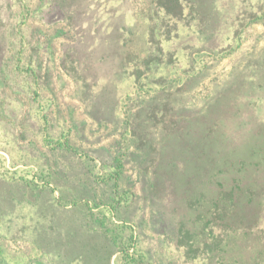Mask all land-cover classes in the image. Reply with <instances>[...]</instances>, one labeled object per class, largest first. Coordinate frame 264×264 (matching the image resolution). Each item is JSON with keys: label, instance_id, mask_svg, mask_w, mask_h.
I'll list each match as a JSON object with an SVG mask.
<instances>
[{"label": "rangeland", "instance_id": "obj_1", "mask_svg": "<svg viewBox=\"0 0 264 264\" xmlns=\"http://www.w3.org/2000/svg\"><path fill=\"white\" fill-rule=\"evenodd\" d=\"M57 3L79 17L101 9L113 38L123 19L125 51L66 57L79 85L70 95L89 103L80 113L94 120L84 143L73 137L59 149L48 132L27 161L19 152L25 89L41 93L60 57L41 56L44 80L25 88V31L37 20L56 29ZM79 17L78 26L89 22ZM4 96L13 158L0 153V190L22 179L37 197L55 195L70 226L100 208L91 218L106 219L98 233L112 264H264V0H0V112ZM4 222L0 257L19 256ZM68 233H58L65 248ZM65 248L51 247L48 264L69 263Z\"/></svg>", "mask_w": 264, "mask_h": 264}, {"label": "crops", "instance_id": "obj_2", "mask_svg": "<svg viewBox=\"0 0 264 264\" xmlns=\"http://www.w3.org/2000/svg\"><path fill=\"white\" fill-rule=\"evenodd\" d=\"M91 7L95 6H88L89 9ZM57 9L62 16L55 17L53 23L57 24L56 29L50 28L48 21L37 20L36 25L27 26L25 31L24 38L28 44L24 50L26 53L23 56L24 59L21 61L28 69L21 81L25 88L33 86L36 89L39 87L40 81L44 80L39 62L41 56L60 57L58 71L53 66L54 60L49 63L45 75L47 85H43L44 89L41 93L36 90V94L29 97L27 89H25L27 106H23V111L21 110L23 138L19 152L21 159H27V161L29 156L39 154V151L32 147L34 141L39 140V137L45 139L48 132H51L54 142H58L59 149L68 148L73 142V137L82 138L83 140L80 142L84 143L85 132L82 129L87 126L86 122L90 123L94 120L89 114L84 116L83 113H80L81 110L84 112L89 103L79 94L70 95L71 91L76 90L78 93L79 85L68 71L66 57L71 56L72 51H85V53H87L86 51H125L123 37L121 38L122 34L120 33L124 28L122 26L123 19L120 21V31L116 34L118 37L113 38L112 33L110 37L108 31L102 29L105 21H103L101 9L90 10L88 15L83 17H79L81 13L77 14L75 9L71 11V6L65 7L61 3H57ZM98 13H100L99 16H97ZM78 17L79 24L85 18H88L89 22L86 24L84 21L81 26H78L76 23ZM67 33L74 36L75 39L71 42L73 44L65 37ZM110 43L116 46L115 50L114 46L113 50L109 48ZM48 72L55 78H51ZM21 74H23L22 70ZM44 91H47L46 94ZM66 92H68L67 97L65 96ZM8 99V97H3L2 102L5 108L0 112V153L8 154L11 158L13 150L11 121L13 118ZM77 129L80 130L78 133ZM26 165L31 166L32 164L27 162ZM23 184L22 179L16 182L9 181L0 190V198L4 201L0 199V203L4 204L0 211V219L6 222L5 229L2 231L7 232L8 240L18 239V242L20 241L23 246L19 256L16 254L10 256L4 252V255L0 257V264H48L47 258H50L51 253L48 250L51 247L54 249L57 243L60 252L64 250L66 241L59 239L58 233L65 230L67 233L69 232L65 248L66 253H69L67 260L69 263L67 264H112L110 259L114 251L110 250L108 240L102 238V234L98 233L102 231L104 233V229L107 227L106 219L104 217L91 218L93 213L99 212L96 210H101L97 208L99 206L96 207L97 209H91L89 215L86 210L79 224L75 220L74 225L70 226V223L66 225L61 222L64 217L58 215L60 211L55 195L44 193L42 197H37L28 192L29 189ZM92 199L94 198L89 197V200ZM18 210L19 214L16 213ZM65 216H69L68 221L72 222L70 214ZM14 220H19V224L17 221L13 223ZM165 226L167 227V224ZM79 236L82 237V241ZM82 242L83 244L80 245ZM60 243L63 244V249ZM30 250H35L37 255L29 256L27 251ZM1 252L3 253V251ZM62 256L65 257V254L63 253Z\"/></svg>", "mask_w": 264, "mask_h": 264}]
</instances>
